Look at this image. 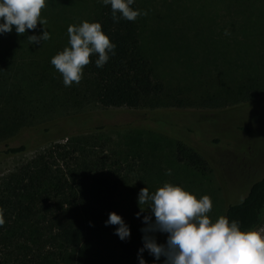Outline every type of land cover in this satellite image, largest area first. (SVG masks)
Segmentation results:
<instances>
[{
	"label": "rangeland",
	"instance_id": "374dc122",
	"mask_svg": "<svg viewBox=\"0 0 264 264\" xmlns=\"http://www.w3.org/2000/svg\"><path fill=\"white\" fill-rule=\"evenodd\" d=\"M136 1L148 11L137 17L140 47L152 61L155 78L165 84L163 94L146 98L140 107L76 105L67 92L79 83L65 87L50 63L68 46V26L93 22L101 0H46L41 16L47 19L50 39L40 44L27 40L42 33L39 24L22 35L14 28L0 35V141L18 125H28L12 140L31 145L0 159V177L62 144L54 150L55 166L78 192L86 231L79 247L59 244L53 249L57 258L62 251V264H139L140 229L147 215L136 216L141 188L155 191L168 181L198 198L206 194L212 202L208 215L215 219L226 216L228 205L242 200L264 174V93L249 103L203 105L240 74L264 79L261 0H243L234 17L228 12L230 0ZM225 29L230 35H224ZM181 98L186 104L178 105ZM178 138L210 154L208 172H197L177 159ZM168 169L170 176L165 175ZM93 205L100 207L99 213ZM113 211L131 229V259L122 256L116 226H105ZM155 235L159 243L165 242L166 234ZM142 255L153 264L147 250Z\"/></svg>",
	"mask_w": 264,
	"mask_h": 264
},
{
	"label": "trees",
	"instance_id": "16d2710c",
	"mask_svg": "<svg viewBox=\"0 0 264 264\" xmlns=\"http://www.w3.org/2000/svg\"><path fill=\"white\" fill-rule=\"evenodd\" d=\"M242 1L230 0L231 17L235 16L237 8L245 5ZM257 2L264 6V0ZM132 7L139 9L136 0ZM94 21L101 23L102 30L116 45L115 54L110 55L103 68L95 67L96 57H90L81 81L67 92L72 94L74 103L95 102L105 107L135 108L143 105L146 98L163 94L165 84L155 78L152 61L140 47L137 19L113 22L110 6L101 2ZM232 82L227 90L206 97L203 105L222 108L234 101L249 103L264 93V79L256 76L240 74L233 77ZM177 102L184 105L186 99ZM27 127L18 125L9 138L0 141V159L23 153L31 147L27 142L12 140ZM61 146L55 144L0 177V264H62V251L58 258L53 257L57 245L72 249L83 244L86 231L81 208L76 203L78 192L60 167L55 166L54 150ZM176 156L180 162L203 174L212 166L207 151L181 138L177 140ZM93 208L100 212L97 205ZM226 216L238 220L243 228L259 227L264 222V174L253 182L242 200L228 205ZM119 246L125 259L133 258L129 238L120 239Z\"/></svg>",
	"mask_w": 264,
	"mask_h": 264
},
{
	"label": "clouds",
	"instance_id": "9594fccd",
	"mask_svg": "<svg viewBox=\"0 0 264 264\" xmlns=\"http://www.w3.org/2000/svg\"><path fill=\"white\" fill-rule=\"evenodd\" d=\"M110 6L113 22L124 19L135 21L138 16H147V10L133 8L135 0H101ZM46 0H0V35L13 31L18 35L26 30L42 26L40 35H28L30 44H40L50 39L46 29L47 19L41 16ZM68 46L54 55L50 63L62 76L65 87L78 84L83 70L95 56L97 68L103 66L115 54L116 45L102 30L99 22L82 20L67 28ZM224 35H230L225 29ZM168 169L165 175H171ZM137 203L143 246L138 250L139 264H147L145 250L157 264H264V227L243 228L238 220L220 215L212 219L208 215L212 202L208 195L199 198L183 186L165 181L155 191L141 188ZM146 205V207H144ZM116 226L114 234L119 239L130 237L131 229L121 215L110 212L105 226ZM155 233L166 234L164 243L157 241Z\"/></svg>",
	"mask_w": 264,
	"mask_h": 264
}]
</instances>
